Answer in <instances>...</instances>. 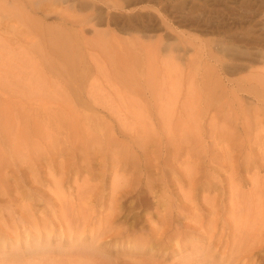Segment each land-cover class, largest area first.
Returning a JSON list of instances; mask_svg holds the SVG:
<instances>
[{
	"label": "rangeland",
	"instance_id": "obj_1",
	"mask_svg": "<svg viewBox=\"0 0 264 264\" xmlns=\"http://www.w3.org/2000/svg\"><path fill=\"white\" fill-rule=\"evenodd\" d=\"M97 5L108 23L82 19L96 12L70 2L51 6L47 16L26 8L41 22L72 28L80 51L74 80L56 72L50 52L25 47L35 31L19 18H0V42L16 53L15 65L27 59L14 69L23 82L9 86L0 78V123L6 118L18 137L11 144L24 155L8 156L0 169L9 189L20 182L41 188L33 219L17 208L9 216L0 257L14 260L33 246L47 262L122 264L148 257L161 241L153 254L163 264H199L209 255L228 264L233 236L223 224L236 227L231 205L241 193H252L254 205L264 201V0ZM108 28L109 40L93 35ZM136 36L143 44H135L137 60L121 65L115 55ZM147 55L158 64L152 80ZM166 63L172 71L164 73ZM0 68V76L10 70ZM144 80L156 81L153 89ZM37 117L52 121L53 130L42 135ZM37 147L46 150L38 155ZM254 233V246L235 264H264V224ZM139 237L153 244L142 253L139 244L129 246Z\"/></svg>",
	"mask_w": 264,
	"mask_h": 264
},
{
	"label": "bare ground",
	"instance_id": "obj_2",
	"mask_svg": "<svg viewBox=\"0 0 264 264\" xmlns=\"http://www.w3.org/2000/svg\"><path fill=\"white\" fill-rule=\"evenodd\" d=\"M67 2H70L73 7H76V9H83L86 7H90L91 10H94L96 12V13H92L91 15L90 14H83V16L81 17L82 19H92V18L96 17L98 22H100L101 20L103 21V19L105 20L107 17V15H106V17H104V15H103V13L106 14L107 12H104V11L102 12V10H100L101 6L99 7L97 5L99 3V0H5V3L3 0H0V18L3 16H7V15H10L14 18L15 17L19 18L26 25V28L28 30L30 29V30L35 31L38 38L26 43L25 47L31 48V49H34V48L38 49L41 52V55L44 57L50 52L54 56V58L56 59V62H57V65L55 66L56 72L60 75H66L70 79L74 80L77 78V75L75 73V67L78 64L77 59L79 58L80 51H79L78 45H75V44H78L77 43L78 41L77 42L75 41V40H77L76 35L75 34L72 35V32H71L72 28L66 27L65 25H62V24H48V23L41 22L40 19L31 16L29 14V9H26L27 7H30L31 9L33 8L32 9L33 12H41L42 15L47 16L49 14L48 12H51V9H50L51 6H53V5L55 6L58 4H64ZM136 2H137V0H136ZM35 8H39L40 11H35ZM3 13H4V15H3ZM105 21H106V23H108V20H105ZM91 25H93V24H91ZM10 27L15 28L13 25H10ZM93 33H95L93 35H96L97 38L104 39L105 36H107V37L111 36L113 34V30H111L109 28L107 31H100V30L94 29ZM26 34L28 35V33H26ZM39 34H40V36H39ZM91 37L92 36H90V38ZM107 37H105V39ZM85 38L86 37L83 38L85 41L87 39H89V38H86V39ZM97 38L95 37V39L94 38H91V39L95 42L101 43L102 41L97 39ZM108 38H110V37H108ZM0 39H1V36H0ZM128 39H129L128 40L129 43H127V41H126L125 42L126 46H124V47L122 46L123 51L120 52L119 54L117 53L118 55H115L116 59L119 60L121 65L123 62L129 63L130 60H133L135 62L138 58L137 56L139 55V54H137V52L134 49L135 44H137L139 47H141L143 45L139 41L138 36L128 38ZM92 40H90L91 44L93 43ZM120 40H124V38H120ZM88 42H89V40L87 41V43ZM95 42L92 44V46L95 44ZM115 43H114V45H115L114 47L116 48L117 43L116 44ZM118 44H121V43L118 42ZM96 46H93V47H96ZM100 46L98 45L97 47H100ZM104 47H105V45H104ZM108 47L106 46L105 48L107 49ZM114 47H112V48L114 49ZM106 52L107 51H105L104 53H106ZM109 53L110 52H108V55H109ZM111 56H112V54H111ZM115 56H114V59H115ZM153 57L154 56H152V55H147L146 60L149 61V63H148L149 68H147L148 71H147V73H145L147 76V80H152V79H155L157 77L155 69H157L158 64L156 63V61L154 59L155 57L154 58ZM16 59H17L16 53H14L12 50H9L7 48V46L5 45V43L0 42V66L5 65L6 68L10 69L6 74L1 75L0 78H4L3 80H4L5 84H9V86H10V84L11 85L12 84L18 85L20 82H23L25 80V77H26V76H21L20 74H18V73H20L19 71L16 73L14 71V69L20 63L27 64V59H22L17 65H15ZM115 61L116 60H113L114 63H115ZM139 62H141V60ZM130 64H132V63H130ZM164 68H165L164 73H165V71H172V69L169 68L168 63L164 64ZM131 75L134 76L133 74H131ZM132 76H130V77H132ZM145 80H146V78H145ZM145 80H144V82H148ZM27 81H29V80H27ZM155 82L149 81L147 83L149 85V89H153V87L156 84ZM41 92H43V90L42 91L40 90V91L36 92L35 94H40ZM40 95H42V94H40ZM53 114H56V111ZM0 116H1V114H0ZM3 118H4V116H3ZM36 120L39 121L37 123L36 127L40 130L42 135H45L46 132H50L51 130H53V129L49 128V127H51V125L53 123L52 121L46 120V122L43 123L44 119L41 120L39 117H37ZM0 121H2V120H0ZM1 125L4 129L0 128V129H2V130H0L1 131L0 137L3 136L2 138H5L7 140H1V139L0 140L2 142L5 141V143H7L9 145L13 142L16 143V145H17L18 141L15 138H18V137L13 135V131H12L10 125L6 124V118H4V122ZM61 125L63 126V123H60V126ZM2 131H4V134L2 133ZM14 146H15L14 144L13 145L11 144V146L8 147L9 149L4 148V146L0 147V166L2 164L11 162L8 156H12L14 159H17V160H20L23 158L24 155L22 154V149H18ZM50 149H52V148H50ZM73 149H76V148H73ZM44 150H46V149H44V147H42V148L37 147L35 149V151L38 153V155L40 153H42ZM130 152H131L130 149H127V155ZM125 153H126V150H125L124 154ZM130 156L132 157L133 155L131 154V155H129V157ZM0 171H1V169H0ZM5 174L6 173H4V172L2 173V171L0 172V194L8 196V199H6L5 201H3V202L0 201V238L3 237V235H4L2 232L6 231L4 227L8 226V223L11 222L13 218H15L14 215L18 211V210H16V208L20 209L19 210L20 216L23 219L26 220L28 217H30L32 219L34 218L31 215H36L35 211L37 210V207L35 206V202L37 201L38 195H40V192H41V188L39 187L40 185L28 184L25 182H20L19 184H17V186L13 190L9 189L11 184L8 183V186L6 185V178H8V176H6ZM234 187H236V186H234ZM14 191L16 194L14 193ZM251 194L252 193L249 194L250 196L245 194V196L247 197V198H245L243 193H241L240 194L241 199L235 200L233 202V204L231 205L233 217L236 219V221H235L236 227L234 228L232 225H229L228 223L223 224V226L226 227L227 230H230V232L232 233V236H233V238H232L233 248L231 249L232 256H230L228 264H235V262L238 263L237 262L238 257H240L244 251H246L247 249H251L254 246V237H257L256 233H254V229L258 230V228L264 224V201H259V202H257V204L254 205V196H251ZM24 200H28V202L24 203L23 202ZM60 207H63V205H60ZM261 213H263V214H261ZM28 214H30V215L28 216ZM9 216L12 217L11 221H9ZM65 216H67V215H65ZM30 222H31V220H30ZM258 222H260V223L258 224ZM31 223L34 226L36 225L35 222H31ZM107 226L110 227V223H108ZM159 238L160 237H158L157 240H159ZM4 241H6V240H4ZM149 243H151L149 239H145V237H139V238L134 239V242L132 244H130L129 246L134 245V244L138 246V244H139L140 247L138 246L139 248H137V249L135 247V249H136L135 251H136V253H138V252L142 253L143 247L145 249V246H147ZM158 243H160V244H158V247L155 246L156 250H154V248H152V254H150L148 257L145 256L146 258L144 257V258H139V259L133 258L132 261L125 262L122 264H163L164 262H162V261L159 262L158 260H156L154 257V255H156V254H153V253L159 251L160 249H162L161 241H159ZM207 244L209 246L210 243L208 242ZM49 245H50V243H49ZM151 245H153V244L151 243ZM32 247H30L31 248L30 249V252H31L30 255H29V253H30L29 252L26 255L20 256L19 258H16L14 260H12L11 258L10 259L7 258L8 257L7 255H6L7 257L4 258L5 256L3 255L4 257L3 256L0 257V264H50V262H51V264L54 263L53 262L54 260L50 261V259L53 258V257H51L52 255L50 256V254H47L48 256H50V259L47 258V260H49L50 262H47L46 259L45 260L41 259V257L43 255H45V252H44V254L41 252L43 255L41 257H39L41 255L40 247H37V246H36L37 248H32ZM149 247H152V246H149ZM26 248H27V246H26ZM207 248L208 247H206V249ZM23 249H24V247H23ZM43 249H42V251H43ZM52 249L54 251V249H56V248H52ZM0 251L2 252V250H0ZM48 251H49V249H48ZM16 252H18V251H16ZM50 252L52 253V251H50ZM39 253H40V255L38 256ZM208 253H210V251ZM2 254H3V252H2ZM5 254H7V253H5ZM54 255H55V253H54ZM98 257H99V255H98ZM213 258H214L213 256L211 257L209 255V257L207 259H205L206 261L201 260V261H198V263L202 264L204 262L206 264H216L215 259H213ZM62 259H64V257ZM102 259H103V257L101 258V260ZM109 259L107 260L108 262L106 261V264H118L117 258L114 261H112L111 259H110L111 261H109ZM232 262H234V263H232ZM60 263L63 264V262H60ZM92 263L95 264L94 262H92ZM54 264H57V263L55 262ZM70 264H85V263H79L78 261H76V262H71ZM119 264H121V263H119ZM183 264H184V262H183ZM187 264H191V263H187ZM192 264H193V262H192Z\"/></svg>",
	"mask_w": 264,
	"mask_h": 264
}]
</instances>
